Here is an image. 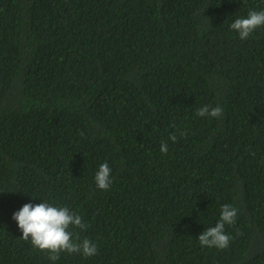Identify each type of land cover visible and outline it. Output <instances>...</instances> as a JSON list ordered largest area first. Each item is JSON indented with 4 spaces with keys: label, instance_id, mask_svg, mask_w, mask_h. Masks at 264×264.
Wrapping results in <instances>:
<instances>
[{
    "label": "trees",
    "instance_id": "16d2710c",
    "mask_svg": "<svg viewBox=\"0 0 264 264\" xmlns=\"http://www.w3.org/2000/svg\"><path fill=\"white\" fill-rule=\"evenodd\" d=\"M250 10L264 0H0V264H264V26L229 27ZM43 200L96 255L21 238L13 213ZM224 204L229 246L201 247Z\"/></svg>",
    "mask_w": 264,
    "mask_h": 264
},
{
    "label": "clouds",
    "instance_id": "9594fccd",
    "mask_svg": "<svg viewBox=\"0 0 264 264\" xmlns=\"http://www.w3.org/2000/svg\"><path fill=\"white\" fill-rule=\"evenodd\" d=\"M264 26V10H250L246 17L236 18L229 27L235 31L240 40H246L259 27ZM197 116H210L220 118L223 109L219 105L210 107L204 105L196 110ZM181 136L187 133H180ZM169 139L176 142L177 136L170 135ZM160 151L168 152L166 142L161 143ZM94 181L96 187L107 190L111 184V168L107 162L99 165L95 173ZM237 209L229 204L221 206L220 218L215 226L207 227L197 237L201 247H216L225 249L229 246L231 237L225 233V225L236 222ZM12 219L17 222L22 232L21 238L30 241L31 245L40 251L48 254V259L56 261L62 252L82 254L84 257H91L97 254L98 249L95 243L85 238L82 241L73 240V233L70 227L86 229L87 224L83 223L82 217L67 206H53L48 201L32 204L25 203L18 211L13 213Z\"/></svg>",
    "mask_w": 264,
    "mask_h": 264
}]
</instances>
